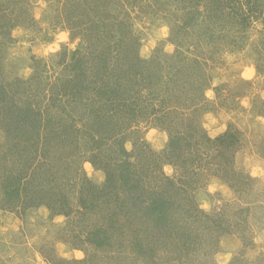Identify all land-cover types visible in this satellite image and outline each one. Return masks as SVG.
Returning <instances> with one entry per match:
<instances>
[{"label": "rangeland", "instance_id": "obj_1", "mask_svg": "<svg viewBox=\"0 0 264 264\" xmlns=\"http://www.w3.org/2000/svg\"><path fill=\"white\" fill-rule=\"evenodd\" d=\"M0 264H264V0H0Z\"/></svg>", "mask_w": 264, "mask_h": 264}, {"label": "trees", "instance_id": "obj_2", "mask_svg": "<svg viewBox=\"0 0 264 264\" xmlns=\"http://www.w3.org/2000/svg\"><path fill=\"white\" fill-rule=\"evenodd\" d=\"M113 92H118V90L116 89V91L114 90ZM17 114L19 115L17 117L23 118V119H19V120H22L21 122L27 121V118H26L27 116L24 115L25 113L17 112ZM208 140L212 141L210 138H208ZM15 152L16 151L13 150L10 154L15 155L14 154ZM94 153H96V152H94ZM106 171H107L106 177H107V186H108L107 188L108 189L110 188L111 190L112 189L114 190L119 184L121 185V182H122V183H124V185H127V189L132 192V193H130V197L126 198V196H125V199L126 200L130 199V201H127V203H125L126 202L125 201L123 204V206H125L124 208H126V206H128L129 204L132 205L130 207V212L127 211L130 215L133 212V217L136 218V215L134 214L135 211L137 213V212H140L141 209H145V208H149L153 212V209H155V208H153L152 206L155 205V202L158 198V195H155V192L153 191V189H150L147 187V185L143 184V179H142L141 175H139V177H137V176H134V174H125L124 171H126V170H123V172L121 174H110L109 170H106ZM163 177H165V176H163ZM135 178H136V182H134ZM138 178H139V180H138ZM140 182L142 183L141 185H140ZM160 192L163 193L161 190H160ZM160 200L161 201L158 202V206H159L158 208H160V205H162V203L164 201H166V199H162V198H160ZM134 206H135L136 210L134 209L132 211ZM128 208H129V206H128ZM118 210H117V208H114V212L110 216V221L112 222L111 225H113L115 223L114 221H115L116 217H117V219L119 217ZM165 212L166 211L158 213V216H156L155 225H158L159 223L161 224L163 222V220L165 219V217L163 218V215ZM140 214L142 215V213H140ZM155 227H157V228L159 227V228L163 229L166 227V225H165V223L164 224L162 223L161 225H158ZM106 233H107V231L105 229L99 230V231L98 230L91 231V233H89V235L87 236V241L89 243H96L98 245H102L104 243V241H106V235H107Z\"/></svg>", "mask_w": 264, "mask_h": 264}, {"label": "clouds", "instance_id": "obj_3", "mask_svg": "<svg viewBox=\"0 0 264 264\" xmlns=\"http://www.w3.org/2000/svg\"><path fill=\"white\" fill-rule=\"evenodd\" d=\"M204 127L207 128L208 126L205 124ZM255 174H256L255 172L252 173V175H255ZM203 206H204V207H207L206 204L203 205ZM77 255H78L79 258H83V253H82V252H78Z\"/></svg>", "mask_w": 264, "mask_h": 264}]
</instances>
